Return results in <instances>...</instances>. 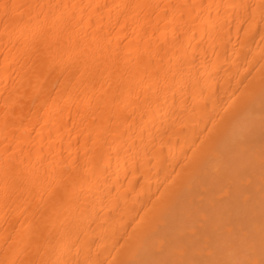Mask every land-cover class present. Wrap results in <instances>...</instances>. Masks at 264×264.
<instances>
[{"label":"bare ground","instance_id":"1","mask_svg":"<svg viewBox=\"0 0 264 264\" xmlns=\"http://www.w3.org/2000/svg\"><path fill=\"white\" fill-rule=\"evenodd\" d=\"M0 3V264L264 262L261 0Z\"/></svg>","mask_w":264,"mask_h":264},{"label":"snow or ice","instance_id":"2","mask_svg":"<svg viewBox=\"0 0 264 264\" xmlns=\"http://www.w3.org/2000/svg\"><path fill=\"white\" fill-rule=\"evenodd\" d=\"M10 7H15V5H8L6 3H0V10H4V14L7 15V9H9ZM228 7H237V5H229ZM240 7H252L250 5H241ZM258 7L261 10V16L262 18H264V0H261L260 5H258ZM262 89H264V81H262ZM11 167V165L9 166ZM39 264H45L44 261H40ZM57 264H59V262H57ZM122 264H131V262H122ZM209 264H241V262L239 261H215V262H209ZM262 264H264V262H262Z\"/></svg>","mask_w":264,"mask_h":264}]
</instances>
